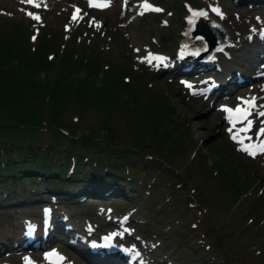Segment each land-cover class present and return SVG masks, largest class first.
<instances>
[{"label": "rangeland", "instance_id": "374dc122", "mask_svg": "<svg viewBox=\"0 0 264 264\" xmlns=\"http://www.w3.org/2000/svg\"><path fill=\"white\" fill-rule=\"evenodd\" d=\"M139 1L141 0H135L136 5H139ZM148 1L152 5L157 4V8L161 7L162 11L144 8L142 15L139 16L140 14H135L136 9L135 13L131 12L130 7L133 8L135 5L134 0H129L130 7L126 11L119 6L117 13L110 11L106 13L108 16L106 18L103 14L99 15L90 11V6L80 9L75 5L81 11L79 16L75 12V3L68 0H52L49 1L50 3L44 1L39 3L41 5L39 8H27L24 5L25 2L21 0H0V22L6 25V28L1 29L2 33L9 30L11 26H15L19 27L18 32H22L18 36L19 39L26 37L28 33L42 32L48 33L47 36L50 34L49 39L53 48L75 50L73 58L86 59L82 72L77 74L78 77L83 76L88 67L93 68L97 60L100 61L99 66L102 72L90 73L89 71V74L92 81L95 79L98 84L104 85L106 99L110 102H108L109 108L100 111V106L103 104V92L93 91L90 100L91 108L88 106L91 113H85L87 125L100 119L98 126L103 120L108 119L109 115L115 116L116 112L121 115H133L135 110L130 108L126 98L131 105H134L136 97L138 102H142L145 96H148L147 100L140 105L143 118L141 131L151 140V145L148 149L134 151L138 154L137 159L139 158L149 167H155L157 172L143 176L145 185L143 188L139 182H135L132 189L128 188L131 189L129 194L131 197L128 201L120 199L99 201L86 198L82 199L86 201L77 205L76 200L69 194L65 198L60 197L54 204V211L59 217L57 222H53L57 226L55 231L59 232L56 234L60 235V231L69 225L72 227V231L69 232L71 242L79 243L77 239L89 233L88 226L92 227L91 235L98 238L102 234L115 232L119 240L118 245L130 248L133 244H137L142 257L147 258L141 260L143 264H149V262L150 264H264V153L252 156L240 150V144L232 139V135L239 129L245 128L247 121L237 122L233 127L232 121L226 119L227 105L224 102L229 97L234 99L235 96L247 100L246 97L250 95L259 102L264 96L258 90L260 88L246 96V89L238 88L236 84L237 77L233 76L236 68L245 67L244 64L248 61L257 67L260 61H255L258 57L253 51V43L249 42V38L253 37L249 30L252 27L245 31L243 38L239 39L228 19L230 13L248 14V12L252 13L264 8V0ZM118 2L120 5L121 0ZM202 6L214 20L222 24L232 40L235 38L239 40V44L233 50L226 51L233 53L232 56L230 55L233 60L227 59L222 53L214 64L216 67L193 66L190 75L180 82L178 79L184 77L182 74L188 66L179 62L176 55L186 28L187 15L192 13L191 8L200 9ZM213 7H219L223 17L213 11ZM29 11L38 14L42 20L36 21L29 17L27 15ZM74 13L77 15L75 22L72 20ZM122 13L127 16L113 22L116 14L120 18ZM4 36L6 42H12V36V38L7 34ZM12 47L14 55L10 61L17 63L20 55L14 53V48L19 49V47L13 44ZM150 51L161 52L167 57V65L160 67L162 75L159 77L154 75L159 71L155 69L157 65L145 59ZM51 53L54 55L56 52L51 51ZM59 63L60 61H56L55 67L38 71L37 78L45 76L55 78L61 69ZM109 64L114 71L119 69L121 75L125 74V68L134 65L133 69L136 71L130 74L138 78L135 96L131 89L135 81L133 83L132 80H126V86L113 84L114 78H111V75L114 74L105 69ZM141 64L146 65V71H139ZM212 68L215 71H210ZM171 70L174 71L175 76L167 75ZM199 74L207 78L202 79ZM227 76L229 77L226 78ZM128 77L131 78L130 75ZM214 78V82H225L217 94L201 98L190 95V88L201 86L206 88L212 84ZM30 98L29 100L33 102ZM216 98L222 100L218 102ZM76 103L73 100L64 111L71 120L79 119L78 117L81 116L79 105ZM258 104L259 110L264 108L262 104ZM30 106L31 103L26 100L23 105L9 109V112L2 115L0 113V140H7L11 134L10 139L14 137L20 144L26 140L40 141L41 144L50 147V142L45 139V136L52 133L49 128L56 127L52 124L49 115L52 104L46 101L43 105L37 100L33 107ZM232 107L229 106L228 109ZM61 109L59 108L60 111ZM29 110L32 113L31 120L27 118ZM164 110H171V112ZM24 118L28 120L24 128L1 127L22 124ZM33 119L42 127L37 126V131L32 136L33 131L28 127H32ZM248 119L253 121L251 130L239 133L240 137H251V140L244 139L245 144H254L258 138H260L259 142L262 141L257 133L260 127L264 126V116H260L255 110ZM230 128L232 132H229ZM106 132L103 130L102 134ZM80 135L78 133V137ZM170 149L173 150L172 156L166 155ZM74 154L76 155L74 162L77 161V157H83L79 149ZM54 158L61 159L57 152H54ZM72 161L69 158V162ZM84 162V160L82 163L79 162V165L82 166ZM166 168L171 169V178L167 176L168 172L164 170ZM132 172L136 178L140 177L137 171L132 170ZM156 174H158L157 178L153 179ZM83 175L84 173L78 177L77 183L69 186L67 190L72 193L77 192ZM9 192L11 195L6 198V188L0 191V202L5 203L6 206L13 203L19 205L23 199L28 198L27 193L33 199L40 198L41 193L47 190L45 183L40 179L35 181L29 179L28 183L21 182L15 190ZM13 192H15L14 195H12ZM49 195H45L47 200H53ZM165 201L173 202L175 208L171 206L162 214L154 212V215L147 212L151 206L155 211L160 210L164 207ZM41 209L37 205L24 208L10 206L8 210L0 209V241L2 242L0 257L5 254L3 256L6 257L4 260L6 263H11L12 257L8 255L15 253L14 250H10L13 248L14 238L9 240L7 237H16L19 228L24 224L43 221V218H40ZM176 214L182 215L183 219L185 217L188 224H180L182 218L174 217ZM162 215L166 218L161 221L159 216ZM178 231L187 234L199 231V234H195L197 237L187 241L184 238L176 239V236H179L175 235ZM52 243L64 246L73 254V259L78 258L80 264H87L83 259L75 256L72 250L77 251L76 249L69 248L62 241H52ZM18 246V244L14 245V247ZM82 246L84 248L86 244L82 243ZM54 247L55 245L51 248ZM72 262L74 263L73 260Z\"/></svg>", "mask_w": 264, "mask_h": 264}, {"label": "trees", "instance_id": "16d2710c", "mask_svg": "<svg viewBox=\"0 0 264 264\" xmlns=\"http://www.w3.org/2000/svg\"><path fill=\"white\" fill-rule=\"evenodd\" d=\"M2 28H6L4 22H1L0 25V36L7 34L13 38L11 37L12 42H6L4 40L6 37L2 36L0 41V113L2 115L9 112V109L12 110L23 105L26 100L31 103L30 107H33L34 102L36 103L37 100L43 105L46 101H49L52 104L49 115L52 124L56 127L49 128L52 133L47 134L45 139L50 142L49 145L53 150H59V155L65 161L64 164L56 166L53 156L50 155V148H46L43 154L39 151L40 141L26 140L20 144V142H16L14 137L10 139V134L7 140H0V191L2 188H6L7 191L15 190L19 183L25 178L35 176L39 170L46 185L52 190H59L60 187L64 188V186L76 184L81 172L84 171L78 190L79 197L87 196L101 200L104 199L106 192L109 193L108 195H117L116 197L126 195L127 187L131 188L133 186L132 181H134L132 175L128 173L130 169L142 175L146 174L148 170L150 173L155 170L154 167L148 166V170H146L139 166L144 163L139 158L137 159L138 154L134 151L135 149H148L151 145V140L141 131L143 118L140 113V105L147 98L140 103L136 97L134 105H131L129 99L126 98L130 108L135 110L133 115H121L116 112L115 116L109 115L108 119L103 120L98 126V120L100 119L87 125L85 113H91L89 107L93 91L103 92V104L100 106V111L109 108L110 102L106 99L107 94L104 85L98 84L95 79L92 81L89 74V71L90 73L100 71V61L97 60L93 68L88 67L83 76L78 77L77 74L82 72L86 61H83L82 58H73L75 50L65 51L58 59L61 69L57 72L55 78L47 76L37 78L36 73L38 71L55 67L56 64L58 54L52 59H47L51 51L58 53V48H53L54 46L47 36L48 33L39 35L34 46L25 36L22 39L18 38L19 34H22V32H18L20 31L19 27L11 26L5 33H2ZM12 44L19 47V49L14 48V53L20 55L17 63L10 61V58L14 55ZM125 69V74L132 71L130 67ZM110 72L114 74L112 70ZM114 75H111V78H114V85H127L119 74ZM132 81H135L134 87L131 88L135 96L137 94L135 87L138 78L133 77ZM73 100L78 103L81 116L78 117L79 119L71 120L64 111ZM59 108H62L61 111ZM164 111L171 112V110ZM92 115L95 117L93 113ZM27 118L31 120V110H29ZM26 121L28 122L24 118L22 124L2 125L1 127L21 129L27 124ZM121 121H123V124H121ZM31 124H33L32 127H28V129L33 131V136L37 131L36 127L41 126V124L34 119ZM103 130L107 131L106 134H102ZM78 133H81V135L77 140H74L73 137ZM78 147L83 152L84 159L83 157H77L75 168L66 175L68 157L71 151L74 152ZM166 155L172 156L173 150H168ZM83 160L85 162L80 166L79 162L82 163ZM134 164H137V166H134ZM77 167L80 168L77 169ZM169 169L164 170L168 172L167 176L171 178L172 171ZM61 195L68 196L67 194ZM171 206V204L166 203L163 208L155 211V213L167 212V208ZM173 207L175 208V205ZM149 211L154 214L153 208ZM162 216H159L161 221L166 218ZM185 235L189 237L190 233H185Z\"/></svg>", "mask_w": 264, "mask_h": 264}, {"label": "bare ground", "instance_id": "6f19581e", "mask_svg": "<svg viewBox=\"0 0 264 264\" xmlns=\"http://www.w3.org/2000/svg\"><path fill=\"white\" fill-rule=\"evenodd\" d=\"M22 2H24V0H21ZM48 2L50 3L52 0H37V3H42V2ZM50 1V2H49ZM67 1V0H66ZM68 1H72L75 3V5H77V7H79L80 9H83L84 7H88L90 6L89 5V0H68ZM126 3H129V0H126ZM19 4V3H18ZM27 8H32V7H35L34 5H30V4H27L25 2L24 4ZM119 2L118 0H110V5L108 7H92L90 6V11H93V12H96L98 13L99 15L100 14H103L104 17H108L106 13L108 12H112V13H117V11H119ZM62 7V6H61ZM60 7V8H61ZM68 9V8H67ZM136 9V13L138 14H141L143 11L142 9H140L139 7L137 8H131V12H134ZM41 11V10H40ZM119 13V12H118ZM121 13V12H120ZM127 13V12H126ZM64 14V13H62ZM123 14V15H122ZM120 18L117 16L118 14H116L115 18L113 19V22H116V21H120L121 18L123 17H126L127 14L125 13H122ZM238 14V15H237ZM237 14H233V13H230L229 14V23H230V26L232 27V29L235 31V33L237 34V37L239 39L243 38L245 35V31L247 29H249L250 27H255V25L259 26L261 24L264 25V8L262 9H257L255 10V12H248V14L246 13H241V12H238ZM70 15V14H69ZM114 16V15H113ZM130 16V15H129ZM64 20V19H63ZM66 20V18H65ZM262 21V22H261ZM258 34V33H257ZM243 35V36H242ZM248 39V38H247ZM245 40V38H244ZM252 39L249 38V42H251ZM239 44V43H238ZM244 44V43H243ZM236 46V45H235ZM228 50V49H227ZM264 52L263 48H260V47H255V51L254 53H256L258 59L261 58L259 57L262 53ZM233 54V53H232ZM252 55V54H251ZM256 57V58H257ZM257 59V60H258ZM255 60V59H254ZM244 63V62H243ZM248 63H251L248 61ZM250 65V64H248ZM245 66V64H244ZM245 68V67H244ZM262 81H264V75L262 76ZM259 90V89H258ZM257 90V91H258ZM251 91L254 92V88H250L248 89L247 91V94L251 93ZM232 96V95H231ZM245 96V95H244ZM247 96V95H246ZM255 96V95H254ZM251 97V95H250ZM253 97V96H252ZM230 98V97H229ZM241 98V97H240ZM233 99H230L229 101H231ZM232 103L230 102H227V105H231ZM251 107L249 104H247V108ZM60 210V209H59ZM58 215V214H57ZM33 216V215H32ZM30 218V217H29ZM66 218V217H65ZM67 219V218H66ZM29 220V219H28ZM41 220V219H40ZM38 221V220H37ZM59 221V220H58ZM55 222V221H54ZM26 223V222H25ZM21 224V223H20ZM29 224V223H28ZM64 225V224H63ZM82 225V224H81ZM57 227V226H56ZM18 228V227H17ZM31 229V226H29L28 230ZM57 230V229H56ZM21 230H19L20 232ZM18 232V231H17ZM16 233V232H15ZM59 233V232H58ZM84 233V232H83ZM81 234V233H80ZM93 234V233H92ZM82 235V234H81ZM84 236V235H83ZM14 237V236H13ZM73 237V236H72ZM98 237V236H97ZM77 238V237H76ZM77 241V240H76ZM114 242H116L114 240ZM14 243V242H13ZM66 246H68L69 248H74L76 249L73 245H71L70 243L68 242H63ZM30 245H33V243H31ZM56 247V248H55ZM54 248H50L49 251H46L44 253L40 252V251H36V252H26L24 254L22 253H19L17 252V254H13V255H10L11 258V263L10 264H25V258H31V260L34 262V264H52L54 263V261H57L58 257H63V264H67L69 263L70 261H74L73 264H80V262L78 261V258L77 259H73V254L71 252H69L64 246L62 245H55ZM87 247V246H86ZM85 247V248H86ZM71 248V249H72ZM78 250V249H76ZM58 253L59 256H49L48 254L49 253ZM111 252V250H110ZM3 253V252H2ZM136 252H132L130 254V256L127 258V261L132 258L131 256H133V254H135ZM137 254V253H136ZM134 257V263L135 264H143V262L141 261L142 259H145L143 258L142 256H133ZM112 258L114 260L121 262V261H124L125 259V256L124 254L122 253V251L117 248L115 251H114V255L112 256ZM0 259H5L3 256H1ZM10 260V258H9ZM54 260V261H53ZM128 263V262H127Z\"/></svg>", "mask_w": 264, "mask_h": 264}, {"label": "snow or ice", "instance_id": "6c2138e0", "mask_svg": "<svg viewBox=\"0 0 264 264\" xmlns=\"http://www.w3.org/2000/svg\"><path fill=\"white\" fill-rule=\"evenodd\" d=\"M24 2H26L27 4H30V5H34L37 8H39L41 6L39 3H37V0H24ZM89 5L92 6V7H108L110 5V0H89ZM143 6H144V8L146 10L147 9H152V10H155V11H162L159 8H154L153 9V6L148 4L146 2V0H145V3H144ZM212 10L217 12V14L221 15V17H223V13L219 9V7H213ZM79 11H80L79 9L76 10L77 13ZM206 14L207 13L205 11H197V12L194 13V15H196V16H206ZM27 15L29 17L33 18L36 21H41L42 20V18L38 14L33 13L31 11H29L27 13ZM72 20L74 22L77 20V15L75 13H74V15L72 17ZM32 38H33V40L36 39L35 36H33ZM145 59L150 62L152 59L159 60V59H162V58L159 57V56H150V57H146ZM254 100H255V98H252L251 100L245 101V103H247V104H249L251 106V105L254 104ZM225 111L235 114V116H230L229 117V119L233 123V127H235V124L237 122H239V121H247V126L245 128L239 129L236 133H233V135H232V139L237 141L240 144V146H241L240 150H242V151H244V152H246V153H248L249 155H252V156H255L258 152L259 153H264V141H260L258 143H254V144H245L244 143V139L251 140V137L241 138L240 135H239V133H245V132L251 130V127L253 125V121L248 119V116L251 114L250 111L248 109L241 108V107H238L236 109H228V108H226ZM260 115L264 116V112H261ZM229 132H232L231 128L229 129ZM257 135L259 137H264V126L260 127ZM48 255L49 256H59V254L55 253V252L49 253ZM59 258L60 259H64L63 257H59ZM25 264H34V262L31 260V258H25Z\"/></svg>", "mask_w": 264, "mask_h": 264}, {"label": "water", "instance_id": "95a60500", "mask_svg": "<svg viewBox=\"0 0 264 264\" xmlns=\"http://www.w3.org/2000/svg\"><path fill=\"white\" fill-rule=\"evenodd\" d=\"M213 25H215V24L210 23L208 17L198 16L197 19H195L193 21V23L190 24L188 27L187 33H186L184 41H183L184 43L182 44V47H181V50H184L187 48H189V49L195 48L199 52H204V51L210 52V48H209L210 46L209 45L211 44V45L215 46V44H212L213 42H215V39L213 37L218 35L219 32H220L219 34H222V36L225 37L222 29L220 27L219 28L214 27ZM211 38L214 39V40L212 39V42L210 41ZM217 50H218L217 48L213 47L211 50V55H213L214 52H216Z\"/></svg>", "mask_w": 264, "mask_h": 264}]
</instances>
